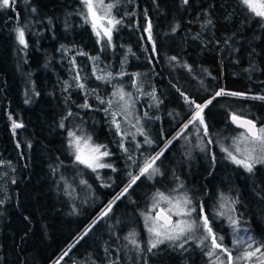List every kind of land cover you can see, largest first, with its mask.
<instances>
[{"label":"trees","instance_id":"1","mask_svg":"<svg viewBox=\"0 0 264 264\" xmlns=\"http://www.w3.org/2000/svg\"><path fill=\"white\" fill-rule=\"evenodd\" d=\"M110 1L122 21L110 46L98 42L79 0H16L13 9L0 10V162L11 166L0 172V264H210L196 236L149 251L142 213L156 190L178 181L202 203L225 246L232 247L228 229L208 209L220 192L235 201L236 217L252 237L264 241V166L245 172L215 146L238 131L231 112L264 123V101L216 97L203 112L212 148L188 143L187 166V145L182 151L180 143L189 127L173 139L194 111L181 92L199 104L221 89L264 96V20L240 0ZM17 27H25L27 48L17 41ZM117 88L132 93L151 145L133 150L128 137L129 153L121 150L104 111ZM69 131L106 145L116 171L96 175L75 164ZM161 147L160 178L172 179L171 186L141 177L108 211L124 186L128 155L139 162ZM131 232L139 247L125 239Z\"/></svg>","mask_w":264,"mask_h":264},{"label":"snow or ice","instance_id":"2","mask_svg":"<svg viewBox=\"0 0 264 264\" xmlns=\"http://www.w3.org/2000/svg\"><path fill=\"white\" fill-rule=\"evenodd\" d=\"M15 2L16 0H0V10L13 9ZM187 2L188 0H184V3ZM81 3L86 9V13H84L85 22H88L89 18H91L93 31L99 38L98 42H102L106 38L107 44L105 46H110L112 44L113 32L117 29V26L122 23L121 20L116 19L115 16L112 15V10L117 5L115 3H105V0H81ZM240 3L247 8L249 12L254 14V16L264 19V0H240ZM35 11L36 10L33 9V12ZM105 20L106 25L104 23ZM25 27H17L15 32L18 43L24 48H27L28 44L25 39ZM146 31H148L149 39H151L150 23ZM173 31H175V29H173ZM91 59L97 58L92 57ZM171 59L175 60L176 58L172 57ZM110 75L111 74H109V76ZM96 78L98 80L105 79L103 76H97ZM77 79H79V76H77ZM78 86L81 89L85 87L83 83H80ZM180 94L184 98L185 103H187L190 108L194 106L195 110L193 111L191 119L188 123L184 124L181 131L177 133V136L173 137V139L179 138L183 132L188 129L189 125L196 127L197 133L200 132L202 127L203 135L208 136V126L205 122L203 112L204 109L216 99V97L230 95L234 97L264 101V96L249 97L245 93L226 92L224 89L217 91L211 99L207 100L203 104L196 103L194 100L189 99V97L183 92ZM112 96L117 97L118 99L108 100V107L105 108L104 111L106 114L111 115V123L116 129V133L122 137L120 143L121 150L125 153H129V149L123 142V137L129 135V133L122 131L121 122L117 120V116L124 115L125 122H129V118L133 116V113L130 111L133 104L131 100L132 93L125 92L123 88H117L112 93ZM100 102L102 104L105 103L102 99ZM114 104L118 108L117 111H111ZM82 107L87 108L89 105L85 103ZM69 115H71V113H69ZM231 119L238 127L244 129V131L240 133L239 137L233 138V147L235 148V152L240 153L242 158H237V155H234L233 151H230L227 147H222L221 150L227 154V158H229L233 163L243 167L247 172L251 173L255 165L264 164V126L258 128L254 121L245 119L236 113L231 115ZM197 122L199 127L196 126ZM63 126L64 125L61 124V127ZM131 126L136 128V134L144 136V143L148 145L153 143V141L145 134L143 127L140 126L139 117L135 118V123ZM13 127H21V125L14 123ZM68 137L69 147L72 149L75 164L83 165L84 168L89 169L92 172H98L99 169L105 168H110L112 171H116L111 163L105 162L106 158L111 156V152L108 151L106 145L95 143L91 135L84 133L78 135L75 131H69ZM171 143L172 141L169 140L165 144V148H167L168 144ZM208 143H212V141L209 140ZM241 144L244 145L243 149L240 147ZM136 147L139 149L141 145L137 143ZM161 155H163V149L155 156L145 157L142 164H137V161H133L134 164H137L139 173L133 174L132 172H129L128 175L130 177V183L113 199V201L109 203L108 211L111 210L112 204L127 193L128 189L131 188L132 185L135 184L141 177L146 176L148 179H152L154 176L162 174L160 172V168L156 165V161L160 159ZM128 159H132L130 154L128 155ZM80 183L87 185V181L84 179H81ZM178 188H183V185H179ZM172 192L177 194L173 195L171 193H165L157 190L152 197L151 209L148 213H142L145 220V228L147 229L150 237H152V239L149 240V251L156 248L159 244H163L165 241L177 242L183 239L187 242L188 239L193 238L194 234L199 233L198 246L207 248L206 255L210 258V264H238L240 261L247 262L253 260V258H256L257 264H264V241L258 242L252 236H248L247 240H245L244 237L239 236V229L236 227L238 221L236 219L230 215L227 217L233 228V232L237 234L233 240V244L236 247L246 244V248L240 255L233 256L232 250L224 245V237L218 236L213 231L208 215L205 213L204 206L201 205L199 215L197 217H193V213L197 210L196 208L191 207L192 200L187 196V194H180L178 189H173ZM227 199V197H224L223 195L221 196V200L223 202L220 204V209H224L226 207ZM232 203H235V201ZM162 205H166L167 207H162ZM152 209H159V211L153 213ZM107 214V211L102 213V215L105 216ZM217 215L225 216L226 213L224 211H219ZM173 217H177V219H173ZM200 229H203V232H200ZM135 236L136 233L131 232L127 237H125V239L129 240V243L132 245L139 247ZM209 239L211 243L207 244L206 242ZM253 245L257 246L253 248ZM180 246L183 247V244ZM257 254H259V256H257ZM65 255H67V253H65ZM221 255L225 256L226 260L221 259ZM57 264H59V262H57Z\"/></svg>","mask_w":264,"mask_h":264},{"label":"rangeland","instance_id":"3","mask_svg":"<svg viewBox=\"0 0 264 264\" xmlns=\"http://www.w3.org/2000/svg\"><path fill=\"white\" fill-rule=\"evenodd\" d=\"M80 2H81V0H79ZM105 3H114V2H111L110 0H105ZM83 5V4H82ZM83 7H84V5H83ZM84 10H85V13H86V9H85V7H84ZM102 14V13H101ZM112 15L113 16H115L114 15V9L112 10ZM116 18V17H115ZM117 19V18H116ZM264 20V19H263ZM89 23L91 24V18H89ZM104 23H105V25H106V20L104 21ZM91 26H92V24H91ZM95 33V32H94ZM95 35H96V33H95ZM96 37H97V35H96ZM97 39L99 40V38L97 37ZM103 41H106V38L103 40ZM102 41V42H103ZM95 74V76L97 77V75L99 74L98 72H95L94 73ZM116 99H118L117 97H114V100H116ZM118 110V108H117V106L115 105V109L113 110V111H117ZM195 110V109H194ZM130 111L133 113V116L132 117H130L129 118V122H125V120H124V115H120V116H117V120H119L120 122H121V129H122V131H124V132H127V133H129V135H127V136H125V137H123V142H125V141H127L128 140V137H129V142L131 143V147L130 148H132L133 150H136L137 149V147H136V145H137V143H139L141 146H142V144L144 143V136H142V135H139V134H136V128H134V127H132L131 125L132 124H134L135 123V118L136 117H138L137 116V114H136V112H135V109L133 108V107H131V109H130ZM230 115H232L233 113L231 112V113H229ZM192 116V115H191ZM191 119V117L186 121V123H188V121ZM111 120H112V117H111ZM185 123V124H186ZM140 126H141V124H140ZM184 126V125H183ZM183 126H182V128H183ZM197 127H199V125H198V122H197V125H196ZM261 126H264V123H262V124H260V125H258L257 127L259 128V127H261ZM142 127V126H141ZM78 135H80L81 134V132L80 131H75ZM241 132H243V131H241V130H238V131H236V132H234V133H232V134H230L229 136H227L225 139H222V141L220 142V143H218V144H215V146H216V148H217V150L221 153V154H223V156L226 158V160L227 161H229V162H231V163H233L229 158H227V154L224 152V151H222L221 150V148L222 147H227V148H229V150L230 151H233V154L234 155H237V158H242V156H241V154L240 153H236L235 152V148L233 147V138L234 137H239V135H240V133ZM120 136V138H121V140H122V137H121V135H119ZM177 136V134L175 135V137ZM68 141H69V137H68ZM68 141H67V145H68V148H69V151L71 152V154H72V149L69 147V143H68ZM208 141H209V138H208V136H204L203 135V129H202V127H201V130H200V132L199 133H197L196 132V127H194L193 125H189V130H187L186 132H185V134L182 136V138H181V148H180V150H182V151H185L186 150V145H187V152H185L184 153V156L186 157V166L188 165V163H187V161L190 159V156L193 154V150L191 149L192 147L188 144V143H192L193 144V146L195 147V148H197V149H199V148H201V146H208L209 148H212V144L213 143H208ZM240 147L243 149L244 148V145L243 144H241L240 145ZM163 148L161 147L160 148V150H158L157 152H155V151H152L151 153H150V155H148V154H146L139 162H138V159L137 158H133L132 157V163H130V164H128L129 166H128V169H127V171H125V173H124V175H123V178H124V186L121 188V192L123 191V189L130 183V177H129V172H132L133 174H138L139 173V168L137 167V164H142L143 163V161H144V158L145 157H151V156H155L157 153H160L161 152V150H162ZM151 150V149H150ZM183 153V152H182ZM140 154H142V152H139V155ZM73 155V154H72ZM131 156H133V155H131ZM74 157V156H73ZM109 159H110V156L109 157H107L106 158V161L105 162H107V163H110V161H109ZM133 161H137V164H134L133 163ZM159 163H160V159L159 160H157L156 161V165L160 168V165H159ZM234 165H236V166H238V167H240L243 171H245V172H247L243 167H241V166H239V165H237V164H235V163H233ZM257 165H262V166H264V164H257ZM83 166V165H82ZM256 166V165H255ZM254 166V167H255ZM10 164H8V163H5V162H0V172L1 173H5V171H8L9 169H10ZM105 169H108V168H105ZM102 170L103 169H99L98 170V172H95V174L96 175H100L101 173H102ZM109 170V173L110 172H112V169H108ZM160 172H161V169H160ZM161 177V175H156V176H154L152 179H148L146 176L145 177H143V178H145V180L146 181H153L154 179H155V181H154V183H158L159 185H161L160 187H162V188H167V187H170L171 186V181H172V179H166V180H163V179H161L160 178ZM3 180H5L6 181V179H3ZM2 181V180H1ZM2 185H3V181H2V183H1ZM179 185H182V183H181V181H178V183H175L171 188H168V189H166V190H164V189H158V190H160V191H163V192H165V193H171V194H173V195H176L177 193H173L172 192V190L173 189H178V192L180 193V194H187V196L192 200V205H191V207H194V208H196V212H194L193 213V217H197L198 215H199V209H200V206L202 205V203L201 202H198L196 199H192V191L191 190H189L188 189V187H184L183 186V188H178V186ZM84 186L82 185V186H80V189H78V191H82V188H83ZM84 189H85V187H84ZM78 191L76 190V189H72V186H70L69 187V193H70V195L72 196V198H74L76 201H79L78 200ZM120 192V193H121ZM157 192V190L154 192V193H156ZM153 193V194H154ZM153 194L151 195V197L149 198V201H148V203H147V206L145 207V210H144V212L143 213H148L149 212V210L151 209V206H152V197H153ZM224 196V197H227L228 199H227V203H226V207L224 208V209H220V204L223 202L222 200H221V196ZM234 200L229 196V195H227V194H223V193H219L217 196H216V199H215V201L210 205V208H208V209H210V212L212 213V215H213V218L214 219H219V220H221V221H223V223H224V225L226 226V228L228 229V236H229V238H230V240H231V242H232V247H230L229 249H231L232 250V252H234V253H236V255H240L243 251H244V249L246 248V244L245 245H241V246H239V247H236V246H234V244H233V240H234V238L236 237V233H234L233 232V228H232V226L230 225V222H229V220H228V216L230 215V216H232L234 219H236L237 221H238V223H237V225H236V227L239 229V233H238V235L239 236H241V237H244L245 238V240H247V237L248 236H252V234L250 233V231L249 230H247V228L243 225V223H241L240 221H239V219L236 217V212H235V205H234V203H232ZM162 207H167L166 205H162ZM156 209H152V212L154 213V211H155ZM234 210V211H233ZM219 211H224L225 213H226V215L225 216H219V215H217V213L219 212ZM173 219H177V217H173ZM143 222H144V226H145V220H144V216H143ZM146 232H147V229H146ZM200 232H203V229H200ZM147 234H148V236H149V240L150 239H152V237H150V235H149V233L147 232ZM199 233H196V234H194L193 235V237L194 236H196V239L194 240V238H192V239H188V240H194V241H199ZM187 240V241H188ZM182 242H185L183 239L181 240V241H177V242H169V241H165L164 243H173V244H180V243H182ZM211 242V241H210ZM187 243V242H186ZM257 245H253V248H255ZM219 251V250H218ZM66 252H68V250L66 251ZM223 256V255H222ZM257 256H259V254H257ZM224 257V259H226V257L225 256H223ZM57 261H59V259L57 260ZM238 264H257V261H256V258H253V260H251V261H247V262H245V261H240V262H238Z\"/></svg>","mask_w":264,"mask_h":264},{"label":"water","instance_id":"4","mask_svg":"<svg viewBox=\"0 0 264 264\" xmlns=\"http://www.w3.org/2000/svg\"><path fill=\"white\" fill-rule=\"evenodd\" d=\"M242 117L245 118V119L252 120V119H250V118H248V117H244V116H242ZM252 121H253V120H252ZM229 122H230V124H231L235 129H238V130L244 131L243 128L238 127L235 123L232 122L231 115L229 116ZM254 122H255V121H254ZM255 123H256V122H255ZM256 125H257V124H256ZM156 211H159V209H156L154 212H156Z\"/></svg>","mask_w":264,"mask_h":264}]
</instances>
